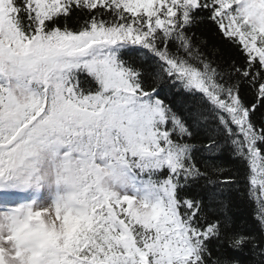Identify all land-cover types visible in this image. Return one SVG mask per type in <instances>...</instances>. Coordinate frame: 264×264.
<instances>
[{
	"label": "snow or ice",
	"instance_id": "1",
	"mask_svg": "<svg viewBox=\"0 0 264 264\" xmlns=\"http://www.w3.org/2000/svg\"><path fill=\"white\" fill-rule=\"evenodd\" d=\"M0 264H264V0H0Z\"/></svg>",
	"mask_w": 264,
	"mask_h": 264
},
{
	"label": "trees",
	"instance_id": "2",
	"mask_svg": "<svg viewBox=\"0 0 264 264\" xmlns=\"http://www.w3.org/2000/svg\"><path fill=\"white\" fill-rule=\"evenodd\" d=\"M251 209H252V205H248L245 210L251 213Z\"/></svg>",
	"mask_w": 264,
	"mask_h": 264
}]
</instances>
